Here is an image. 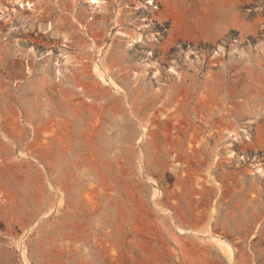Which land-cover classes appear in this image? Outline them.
Instances as JSON below:
<instances>
[{"label":"rangeland","instance_id":"rangeland-1","mask_svg":"<svg viewBox=\"0 0 264 264\" xmlns=\"http://www.w3.org/2000/svg\"><path fill=\"white\" fill-rule=\"evenodd\" d=\"M27 1L0 0V264H264V0Z\"/></svg>","mask_w":264,"mask_h":264},{"label":"bare ground","instance_id":"bare-ground-1","mask_svg":"<svg viewBox=\"0 0 264 264\" xmlns=\"http://www.w3.org/2000/svg\"><path fill=\"white\" fill-rule=\"evenodd\" d=\"M90 3V5L93 7V9L97 12H99V9L102 8V6L106 3V0H89L88 1ZM14 4H17L19 6V8H23V9H29V10H33V8L35 7V4L32 3L31 1H27V0H13ZM153 3V2H152ZM140 36H137L135 39L133 38L132 40L129 41V43H135V42H139ZM85 66V65H84ZM97 71V70H96ZM98 74L100 75L99 77L106 83V84H112L109 82V80L107 81L106 78L103 76L102 73H100V71H98ZM113 82V81H112ZM82 83V82H81ZM90 87V86H89ZM86 89V86L84 87ZM84 89V90H85ZM90 89V88H89ZM85 92V91H84ZM90 93V92H89ZM88 93V94H89ZM79 96V95H78ZM94 96V95H93ZM160 112V111H159ZM158 112V113H159ZM164 113H161L162 115H166ZM172 115V114H171ZM203 120V119H202ZM228 135L230 137L234 136L233 133L229 132ZM220 243V242H219ZM223 245V244H222Z\"/></svg>","mask_w":264,"mask_h":264}]
</instances>
